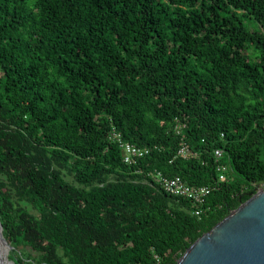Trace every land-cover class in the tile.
I'll use <instances>...</instances> for the list:
<instances>
[{
	"label": "trees",
	"instance_id": "obj_1",
	"mask_svg": "<svg viewBox=\"0 0 264 264\" xmlns=\"http://www.w3.org/2000/svg\"><path fill=\"white\" fill-rule=\"evenodd\" d=\"M118 137L149 154L126 164ZM156 172L215 186L196 205ZM262 184L264 0H0L14 264H177Z\"/></svg>",
	"mask_w": 264,
	"mask_h": 264
},
{
	"label": "water",
	"instance_id": "obj_2",
	"mask_svg": "<svg viewBox=\"0 0 264 264\" xmlns=\"http://www.w3.org/2000/svg\"><path fill=\"white\" fill-rule=\"evenodd\" d=\"M12 246L0 221V253ZM177 264H264V188L198 238Z\"/></svg>",
	"mask_w": 264,
	"mask_h": 264
},
{
	"label": "built area",
	"instance_id": "obj_3",
	"mask_svg": "<svg viewBox=\"0 0 264 264\" xmlns=\"http://www.w3.org/2000/svg\"><path fill=\"white\" fill-rule=\"evenodd\" d=\"M176 131L178 134H181L182 131V125L178 123L176 125ZM120 146L123 150V160L126 164H134L138 160L146 157L150 150L148 148H140L138 146H135L133 144L125 143L119 140ZM178 156L182 159H189L193 156V153L189 146L185 143H182L179 151ZM215 156L220 159L223 156V151L218 149L215 151ZM218 170L220 172L219 178L216 181V184L225 182L228 180L227 178V171L228 167L219 165ZM152 178L154 181L162 188L164 192L167 194L184 198L187 200H190L193 202V204L196 205H202L205 203L207 197L212 192L215 185H209V186H202V187H195L187 184L185 181L181 180L180 178H169L165 177L162 173L156 172L152 175ZM202 213L201 209H198L195 211V214L197 216H200Z\"/></svg>",
	"mask_w": 264,
	"mask_h": 264
},
{
	"label": "bare ground",
	"instance_id": "obj_4",
	"mask_svg": "<svg viewBox=\"0 0 264 264\" xmlns=\"http://www.w3.org/2000/svg\"><path fill=\"white\" fill-rule=\"evenodd\" d=\"M0 264H8V256L6 253H0Z\"/></svg>",
	"mask_w": 264,
	"mask_h": 264
},
{
	"label": "rangeland",
	"instance_id": "obj_5",
	"mask_svg": "<svg viewBox=\"0 0 264 264\" xmlns=\"http://www.w3.org/2000/svg\"><path fill=\"white\" fill-rule=\"evenodd\" d=\"M246 53L249 54V55H251L252 57H253V55H254L252 49H249ZM262 188H264V185H263V184L258 186V190H260V189H262Z\"/></svg>",
	"mask_w": 264,
	"mask_h": 264
}]
</instances>
